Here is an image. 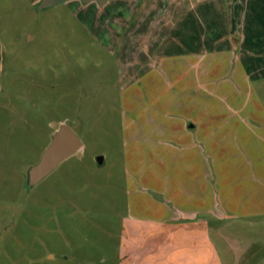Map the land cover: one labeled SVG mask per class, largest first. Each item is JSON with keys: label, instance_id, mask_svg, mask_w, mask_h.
<instances>
[{"label": "rangeland", "instance_id": "obj_1", "mask_svg": "<svg viewBox=\"0 0 264 264\" xmlns=\"http://www.w3.org/2000/svg\"><path fill=\"white\" fill-rule=\"evenodd\" d=\"M30 1L0 0V264H264V0Z\"/></svg>", "mask_w": 264, "mask_h": 264}, {"label": "water", "instance_id": "obj_2", "mask_svg": "<svg viewBox=\"0 0 264 264\" xmlns=\"http://www.w3.org/2000/svg\"><path fill=\"white\" fill-rule=\"evenodd\" d=\"M69 1L73 0H41L36 9L42 11ZM79 1L84 5L96 2L100 7H104L109 2V0ZM82 148V141L66 123H63L52 136L51 143L44 151L40 161L29 169L26 178V188L32 189L36 187L57 170L63 162L78 154ZM98 164H103V158H98Z\"/></svg>", "mask_w": 264, "mask_h": 264}, {"label": "crops", "instance_id": "obj_3", "mask_svg": "<svg viewBox=\"0 0 264 264\" xmlns=\"http://www.w3.org/2000/svg\"><path fill=\"white\" fill-rule=\"evenodd\" d=\"M74 1V0H73ZM79 1V0H78ZM113 0H109V2L106 5H110ZM202 0H132L133 3L139 4V7L143 6L142 13L143 16L147 18H160V17H166L170 18L173 16L179 17V14L182 12L185 13V10H182L181 6L182 4L186 5L188 4L189 13H191L192 9H196V4L198 2H201ZM32 7H36L40 0H31ZM165 3H168L167 6H164ZM91 4V3H90ZM105 5V6H106ZM177 6V7H175ZM176 11L175 9L178 8ZM121 15H119V18H135L138 11H132V9H129L128 4L126 6H123L122 9H119ZM131 14V15H130ZM143 18V17H142ZM198 126L192 125L190 122L185 126L184 131L189 133V135H193V132H198Z\"/></svg>", "mask_w": 264, "mask_h": 264}]
</instances>
